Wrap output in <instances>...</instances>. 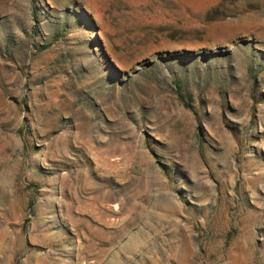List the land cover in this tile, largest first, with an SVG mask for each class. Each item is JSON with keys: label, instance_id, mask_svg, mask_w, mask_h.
I'll list each match as a JSON object with an SVG mask.
<instances>
[{"label": "rangeland", "instance_id": "obj_1", "mask_svg": "<svg viewBox=\"0 0 264 264\" xmlns=\"http://www.w3.org/2000/svg\"><path fill=\"white\" fill-rule=\"evenodd\" d=\"M0 264H264V0H0Z\"/></svg>", "mask_w": 264, "mask_h": 264}]
</instances>
